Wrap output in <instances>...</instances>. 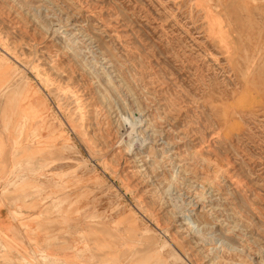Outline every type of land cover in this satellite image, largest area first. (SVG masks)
<instances>
[{
    "label": "rangeland",
    "instance_id": "374dc122",
    "mask_svg": "<svg viewBox=\"0 0 264 264\" xmlns=\"http://www.w3.org/2000/svg\"><path fill=\"white\" fill-rule=\"evenodd\" d=\"M0 125V264H264V0H0Z\"/></svg>",
    "mask_w": 264,
    "mask_h": 264
},
{
    "label": "crops",
    "instance_id": "0c3cea01",
    "mask_svg": "<svg viewBox=\"0 0 264 264\" xmlns=\"http://www.w3.org/2000/svg\"><path fill=\"white\" fill-rule=\"evenodd\" d=\"M20 110H25V104L21 105ZM20 121V120H19ZM19 123V122H18ZM17 123V125H18ZM1 126V125H0ZM0 140L2 143L0 144V190L3 187V183L5 181L6 170L9 168L10 159L7 156L8 146L7 143L4 142L5 136L2 133V129L0 128ZM13 202V201H12ZM15 204H19V202H15ZM13 213L15 211L12 209L10 205L9 199L0 202V234L5 238H18V237H36L35 233V223H30V221H24V226L20 225L19 220H15L13 217ZM26 213V212H23ZM70 261L68 264H74L72 261V255L69 254ZM66 264V263H65Z\"/></svg>",
    "mask_w": 264,
    "mask_h": 264
},
{
    "label": "bare ground",
    "instance_id": "6f19581e",
    "mask_svg": "<svg viewBox=\"0 0 264 264\" xmlns=\"http://www.w3.org/2000/svg\"><path fill=\"white\" fill-rule=\"evenodd\" d=\"M3 44V43H2ZM16 56V55H15ZM49 82V81H48ZM70 117V116H69ZM239 186V185H238Z\"/></svg>",
    "mask_w": 264,
    "mask_h": 264
}]
</instances>
